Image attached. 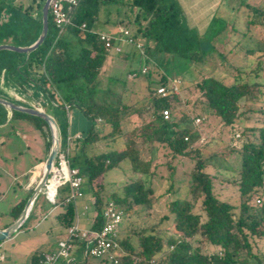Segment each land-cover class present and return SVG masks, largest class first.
I'll list each match as a JSON object with an SVG mask.
<instances>
[{
	"label": "trees",
	"instance_id": "obj_1",
	"mask_svg": "<svg viewBox=\"0 0 264 264\" xmlns=\"http://www.w3.org/2000/svg\"><path fill=\"white\" fill-rule=\"evenodd\" d=\"M44 1L32 0L39 19L35 36L28 40L27 46L35 42L41 32ZM63 8L71 18V25L60 32L49 13L47 36L35 51L28 56L0 51V75L3 72L5 78L13 80L22 94L31 92L42 109L49 105L52 109L64 110L67 105L78 109L89 121L86 136L75 141L78 155L70 153L69 161L71 167L79 170L95 198L96 215L90 230L101 227V212L105 205L101 194L104 175L126 159L132 172L139 177L125 182L107 199L123 212L119 235L124 255L120 257V264H264V252L255 246V240L264 241V121L260 126H245L239 134V147L232 148L239 159L232 175V185L239 197L238 203L232 205L219 199L214 192L216 175L207 167L212 165L215 155L210 152L206 156L203 152L209 145L200 141L194 116L176 104L178 95H156L159 86L169 85L170 80L164 75L154 86L150 83L147 86L144 96L145 110L149 112L147 120L138 111L131 110L128 104L120 102L113 106L94 100L97 78L109 55L99 41L95 26L100 21L109 23L112 13L118 17L115 24L134 25L135 31L130 32L134 41L139 37L145 40L142 52L148 58L145 59L147 76L151 73L148 60L154 63L161 56L163 59L203 62V53L211 47L206 42V35L217 32V19H212L205 33L200 34L189 26L178 0H76L75 5L64 4ZM122 8L126 11L122 12ZM30 11L32 9L28 7L25 14L31 19ZM261 37L258 40L261 41L260 53L253 59L257 62L256 70L261 73L256 70L244 73L242 67H233V75L222 78L215 73L216 68L193 85L202 98V113L216 116L230 129L245 113L255 111L248 106L264 102L261 100L264 96V65L261 62L264 33ZM133 72L139 73V69L130 73ZM0 97L30 107L1 93ZM163 109L170 111L168 121L162 119ZM134 112L139 114L141 123L132 129L124 128ZM259 112L264 115V108ZM5 116L0 106V118ZM16 118L30 121L50 144L43 120L14 111L12 119ZM103 127L107 128L106 133ZM60 138L65 143L66 125L60 129ZM107 138L116 147L111 146L97 154L86 153L88 146ZM161 149H167L172 157H186L194 162L186 196L166 203L168 214L159 222L169 223L171 231L168 233L156 228L155 224L129 233L126 229L134 222L130 220L132 215L142 213L147 217L158 199L149 183L160 166ZM67 194V187L60 189L55 205H62ZM30 195L10 209L13 219L20 215ZM64 208L58 219L68 229L75 222V209L72 205ZM74 243L73 253L83 255L82 264H93L87 260L84 243ZM39 255L32 256L31 264H38ZM99 262L110 264L105 259Z\"/></svg>",
	"mask_w": 264,
	"mask_h": 264
},
{
	"label": "rangeland",
	"instance_id": "obj_2",
	"mask_svg": "<svg viewBox=\"0 0 264 264\" xmlns=\"http://www.w3.org/2000/svg\"><path fill=\"white\" fill-rule=\"evenodd\" d=\"M3 1L0 0V7L3 8V10H0V43L19 47V45L35 36L36 28L32 20L27 16L28 14H25L22 10L19 12L17 9L6 7ZM19 1L16 0V3H19ZM199 1V9L201 11L206 9L209 3L210 5L214 4L213 6L211 5V9L213 8L212 19H217L218 21L215 27L217 32L206 35V42L211 47L203 53V62L171 57L163 59L161 56L154 63L152 60H148V68L151 70L150 75H140L137 78L129 79L130 72L140 69L146 64L145 59H140L139 50L137 49L138 51H135L129 58H123L120 54L109 53L97 78L94 100L113 106H117L120 102L128 104L132 107L131 109L141 113L142 117H146L149 112L145 110L144 96L147 93L148 84L150 83L154 86L161 75H164L170 81H180L182 86H179V99L176 104L180 108L190 111L195 119H200V123L195 125V127L200 133V141L209 145L203 152H205L206 156L210 152L215 155L212 165L207 167L210 173L216 175L213 178L214 192L222 201H228L230 204L236 205L239 196L236 188L232 185V179L234 178L232 175L239 159L236 158L232 148L239 147L241 138H235V135H239L245 126H260L262 124L264 115L259 111L264 108V102L248 106L251 109H255V111L245 113L239 123L237 122L234 128L230 129L223 126L216 116L202 113V98L200 93L195 91L193 85L216 68L215 73L222 78H230L229 75H233V67H242L244 73H251V71L256 70L257 62L253 59L260 53L258 47L261 41L258 40L262 38L261 36L264 33V0ZM21 3L29 5L30 0H22ZM121 11L125 12L126 9L122 8ZM29 14L32 15V12ZM121 16L123 17L122 14ZM117 18L112 13L111 21L109 23L100 21L95 26V30L109 35L117 32L116 24L114 23ZM128 28L131 33L135 31V27L132 24H129ZM200 31L203 32L202 29ZM135 42L141 46L145 45V40L140 37ZM261 62L264 65V57ZM257 72L261 73L260 70ZM261 100H264V96H262ZM243 109L244 112L247 111V107ZM48 110L46 109V111ZM53 110L51 113L56 120L60 117L66 123L67 115L57 110L53 112ZM134 113L132 115H135V123L139 125L141 118L139 114ZM196 114L201 115V117H196ZM125 124L124 128H128L127 123ZM33 133L34 131L24 132L22 137L26 141L23 145L25 146L29 143L32 147L31 151L39 153L40 146L32 140ZM254 133L257 136L256 132ZM159 156L158 163L160 166L149 183L158 199L154 209L147 217L142 213L140 215H132L130 220L134 222L126 229L129 233L152 224H155L159 230L167 231L168 233L171 231L169 223L159 222L163 215L168 214L166 203L176 198H185L186 196L189 173L193 168L194 162L186 157H172L167 149H161ZM138 177L139 175L132 172L128 160H123L118 167L110 169L104 175L103 189L101 191L104 200H107L111 193L118 191L125 182ZM228 181H231V183ZM85 196L89 198L88 211L86 212L88 221L86 225L81 224L80 230L89 231L95 216V208L91 202L92 195L89 190L86 191ZM39 201V213L42 216H47L44 221L50 224L54 219L55 213L62 211L63 207L60 205L54 207L43 198L39 199ZM1 208L2 206H0V210H2ZM81 212L78 206L76 213L82 221ZM6 219V216H2V221ZM38 237L39 232L33 235L32 243L37 242ZM61 238H65V235ZM255 241L256 249L264 252V241ZM76 257L77 259L79 257L82 260L84 259L80 253ZM87 260L93 264H100V259L88 256Z\"/></svg>",
	"mask_w": 264,
	"mask_h": 264
},
{
	"label": "crops",
	"instance_id": "obj_3",
	"mask_svg": "<svg viewBox=\"0 0 264 264\" xmlns=\"http://www.w3.org/2000/svg\"><path fill=\"white\" fill-rule=\"evenodd\" d=\"M21 1L22 0H20L19 3H16V0H4L3 2L6 7L14 10L17 9L19 12L22 10L24 13L28 7H31V20L35 28H37L39 15L38 12L34 10L35 5L32 0H30L29 5H23ZM178 2L185 13L189 26L196 29L200 34H204L212 20V4L210 5L209 3L206 9L201 11L199 9V0H178ZM0 10H3V8L0 7ZM115 28L117 32L111 34L113 36H119L124 29L129 30L125 24H116ZM201 29L203 32L200 31ZM28 40L19 45V47H26L30 42ZM0 45H6V43H0ZM121 49L122 52L120 55H122L123 58H129L135 51H138L134 45L129 44L121 45ZM138 53L140 59H148L141 51H138ZM6 79L7 77L5 78V75L2 72L0 75V93L3 96L15 100L16 102L27 104L30 107L33 105H39L36 104L37 102L33 99L31 92L22 94L17 91L18 86L13 80ZM1 107L6 114L4 119L0 118V206H2V210H0V230H3L15 221V219L9 214L10 209L30 195L35 188L36 183L39 180L38 174L43 169V163L48 155L50 144L47 137L42 135L30 121L21 118L12 119V113L5 107ZM46 109H49V112L46 111ZM52 110L53 109L49 105H47L46 108H43V111L54 119L59 131L64 125H66L67 137L71 139L70 153L72 155H78L77 152L79 148L75 141L83 139L86 136L90 128L89 121L78 109H55L58 112L67 115L68 118L65 123L60 117L56 120L51 113ZM55 110H53V112H55ZM144 119L147 120V116L144 117ZM135 122V115L129 116V121L127 123L128 129L136 127L137 125ZM102 129L104 130V133L107 132L106 127H103ZM25 131H34L32 140L40 146L39 153H33L31 151V144L28 143L25 146L23 145L26 141L25 139L23 140L22 137ZM78 136L80 138H77ZM111 146L114 147L115 145L110 139H102L97 143L88 146L86 148V153L88 155L97 154ZM88 190L92 195L91 202L94 206L95 198L92 189L86 184L83 185L82 198L78 199L74 206L75 222L77 220L79 228L81 227V224L86 225L88 221L86 212L88 211L89 198L85 196L86 191ZM41 198L48 202L41 193V195L35 200L28 217L21 228L10 238L0 242V264H31L33 255L54 251L57 242L64 239L61 237L63 235L66 237L67 229H65L58 219V217L64 212V206L60 205L63 207L62 211L55 213L53 221L50 224H47L44 221L47 219V216H42V214L39 213L40 201L38 202V200ZM106 201L107 200H104V202ZM53 206L57 207V205ZM78 206L82 211V221L76 213ZM2 216H6L7 219L2 221ZM37 232H39L38 241L32 243L33 235ZM77 254L78 253H73L67 264H82L83 260L81 257L77 259Z\"/></svg>",
	"mask_w": 264,
	"mask_h": 264
},
{
	"label": "built area",
	"instance_id": "obj_4",
	"mask_svg": "<svg viewBox=\"0 0 264 264\" xmlns=\"http://www.w3.org/2000/svg\"><path fill=\"white\" fill-rule=\"evenodd\" d=\"M75 5L76 0H52L49 7V13L52 17L54 26L61 32L65 27L71 25V18L64 10L63 5ZM84 28V25H82ZM99 41L109 53L120 54L121 45H134L136 49L142 52V46L137 44L131 36L128 29H124L119 36H113L105 33H99ZM143 54V52H142ZM147 68L142 67L139 73L129 74V79L137 78L139 75H145ZM180 81L172 80L168 87L159 86L156 89V95L166 97L168 94H179ZM69 107L65 105V109ZM161 116L164 121L170 118V111L163 109ZM200 119L196 118L194 124L198 125ZM77 138H80L79 136ZM235 138H239L236 134ZM187 140V138H185ZM71 139L67 137L65 143L60 140L57 158L51 168L48 179L46 180L42 194L45 199L55 205L58 200L59 190L67 187L68 194L65 197L62 206H75L76 201L83 196L84 179L80 176L79 170L70 166ZM259 203V200H256ZM123 212L112 201L108 200L101 212V227L99 230L82 231L78 222H74L66 230V237L57 242L56 249L51 252L41 253L38 258V264H64L71 259L75 249V241L84 243V253L92 258L105 259L110 264H120V257L124 255V250L120 244L119 229L122 222ZM2 259V258H1Z\"/></svg>",
	"mask_w": 264,
	"mask_h": 264
},
{
	"label": "water",
	"instance_id": "obj_5",
	"mask_svg": "<svg viewBox=\"0 0 264 264\" xmlns=\"http://www.w3.org/2000/svg\"><path fill=\"white\" fill-rule=\"evenodd\" d=\"M52 0H45L41 9V21L42 27L41 32L38 38L31 45L26 47H16L11 45H0V51L7 50L19 54H24L28 56L30 53L35 51L39 46L44 42L47 33H48V19H49V7ZM0 105L8 109L11 113L16 111L26 115H31L34 117H38L43 120L47 128H44L46 132L48 130L50 135V149L48 155L43 163V169L38 174L39 180L36 183L35 188L33 189L31 195L27 199L23 210L20 215L13 221L8 227L3 230H0V242L10 238L14 235L23 225L25 220L27 219L35 200L41 195L44 184L49 177L51 168L57 158L59 145H60V131L59 128L54 121V119L48 115L45 111H43L42 107L39 105H33L31 107H26L23 105H19L13 103L9 100L0 97Z\"/></svg>",
	"mask_w": 264,
	"mask_h": 264
}]
</instances>
